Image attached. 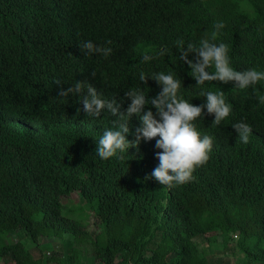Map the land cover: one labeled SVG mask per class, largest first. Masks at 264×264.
I'll return each instance as SVG.
<instances>
[{"label":"trees","instance_id":"1","mask_svg":"<svg viewBox=\"0 0 264 264\" xmlns=\"http://www.w3.org/2000/svg\"><path fill=\"white\" fill-rule=\"evenodd\" d=\"M218 22L225 27L213 40ZM177 39L224 43L232 68L264 72V0H0V257L11 264H232L208 256L204 242L219 236L233 264H264V80L245 89L197 85ZM85 41L112 54L81 52ZM144 55L155 58L144 62ZM141 71L173 73L182 80L178 96L194 105L211 91L232 107L218 126L214 115L193 121L213 147L191 181L171 187L168 205L155 203L167 186L146 179L159 164V137L142 140L139 153L132 147L101 159L98 140L116 117L106 110L87 116L81 94L57 96L82 81L126 110L132 88L148 97L161 90L151 78L143 85ZM237 122L251 126L249 143L239 142ZM129 127L132 141L135 114ZM73 193L99 232L64 202ZM234 231L239 239L228 245Z\"/></svg>","mask_w":264,"mask_h":264},{"label":"clouds","instance_id":"2","mask_svg":"<svg viewBox=\"0 0 264 264\" xmlns=\"http://www.w3.org/2000/svg\"><path fill=\"white\" fill-rule=\"evenodd\" d=\"M224 27L223 22L214 25L213 40ZM111 43V40L106 42L108 45ZM176 46L180 51L179 59L191 68L197 85H203L206 81L234 82L236 87L245 89L264 80V72L255 68L245 71H237L232 68L228 55L229 49L224 43L217 45L210 43L208 39H202L198 46L192 42H188L185 46L183 39H177ZM79 48L81 52H86L88 55L100 54L104 58L111 55L113 51L111 47L97 46L91 41H85L79 45ZM166 52V48L162 49L157 53V56H163ZM190 54H194L192 59H189ZM154 58L144 55L143 61L147 62ZM212 67L215 69L214 72L208 70ZM92 75L94 76L95 73L93 72ZM149 78L155 80L161 90L156 96L148 97L141 87L132 88L124 94L126 99L131 101L126 110L123 109L124 101H118L115 98H102L93 86L82 81H76L74 86L68 87L66 90L61 88L57 96L67 97L70 93L81 94L82 111L87 116L98 118L106 110L116 117L112 122L113 127L106 129L98 140L95 151L101 159L107 160L116 156L118 152L123 153L132 147H135L139 153V145L142 140L151 141L159 137L155 142V148L162 150L155 153L159 164L146 179L155 178L161 185L167 186L165 192L161 193L155 203L161 201L162 204L168 205L172 195L171 187L174 184L182 185L191 181L194 170L209 160V153L213 147L212 137L201 136L193 121L205 114L214 115L212 123L214 126H218L229 117L232 107L225 102L223 92H202L201 95L206 97L205 103L201 105L190 103L178 96L182 80L176 79L173 73L159 72L153 73L149 77L143 71L140 72L139 80L143 85H147ZM54 82L57 85L60 84L58 80ZM259 100L264 103V97H260ZM146 105L151 107L146 109ZM153 108L155 112L152 111ZM79 111L80 109H77V112ZM134 114L140 120V127L131 133L135 139L129 141L127 138L131 131L129 123ZM232 128L238 134L239 142L249 143L252 134L250 125L237 122L232 124ZM99 231L100 228H96L93 232ZM233 237L238 240V233L234 231L229 234L228 245H231ZM218 238L221 240V237L217 236L215 241ZM27 242L31 241H24L25 247L30 249L26 245ZM221 242L223 243L224 239ZM206 243L212 244L208 240Z\"/></svg>","mask_w":264,"mask_h":264},{"label":"rangeland","instance_id":"3","mask_svg":"<svg viewBox=\"0 0 264 264\" xmlns=\"http://www.w3.org/2000/svg\"><path fill=\"white\" fill-rule=\"evenodd\" d=\"M68 199V200H67ZM67 199H64V202L65 203H67V205H72V206H74V210L76 211V212H79V213H81L82 215H83V218H84V216L87 218V220H88V230H92V229H96V226H95V224H94V216L91 214V213H89L88 211H86V209L85 208H83V210H79V209H82V205H84V200L81 198V197H78V195H76V194H72V196L71 197H67ZM85 222H86V220H85ZM93 230V231H94ZM12 238H14L13 236H8L7 237V239H12ZM233 240L231 241V243L232 244H234L235 243V241H237V239H235L234 237L232 238ZM216 244H214V245H212V244H207L206 243V241L204 242V244L203 245H205V247H207L208 249H209V251H208V256H209V258H210V260L212 261V263H214V262H216L217 261V258L219 257V256H221L220 258H222L224 261H228V260H230L231 259V263L233 264V262L235 261V258L234 257H232V255H231V252H230V249L229 248H227V249H224L223 247H222V242H221V240H220V238H218L216 241ZM200 243V242H199ZM34 242L33 241H31V242H27V247H29V248H31V249H33V247H34ZM52 247H54L55 249L57 248V245L56 244H53V245H51ZM50 248V247H49ZM206 248V249H207ZM207 249V250H208ZM45 253H47V252H49L50 250L48 249V248H44V250H43ZM32 253L35 255V256H37V254H38V252H37V250L36 251H32ZM235 257H236V254L234 255ZM238 256L239 257H241V254H238ZM236 258H238V257H236ZM0 264H11V261H8V260H5V258L4 257H0ZM221 264H223V263H221ZM225 264V263H224Z\"/></svg>","mask_w":264,"mask_h":264}]
</instances>
